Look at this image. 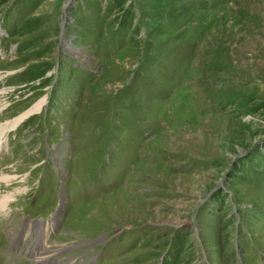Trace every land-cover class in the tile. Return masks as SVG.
I'll list each match as a JSON object with an SVG mask.
<instances>
[{
  "label": "rangeland",
  "instance_id": "1",
  "mask_svg": "<svg viewBox=\"0 0 264 264\" xmlns=\"http://www.w3.org/2000/svg\"><path fill=\"white\" fill-rule=\"evenodd\" d=\"M0 130V264H264V0H0Z\"/></svg>",
  "mask_w": 264,
  "mask_h": 264
},
{
  "label": "bare ground",
  "instance_id": "2",
  "mask_svg": "<svg viewBox=\"0 0 264 264\" xmlns=\"http://www.w3.org/2000/svg\"><path fill=\"white\" fill-rule=\"evenodd\" d=\"M1 131V130H0ZM4 201V199H0V203L1 202H3ZM43 234V230L41 229L40 230V235H42ZM22 235V234H21ZM38 235L39 234H37V237H38ZM15 236V235H14ZM14 241H15V243H17V247H18V249H21V248H25L26 250H27V252H30V253H36V252H38V249H37V251H35L34 252V250H35V248H37L36 246L35 247H33V246H31L29 249H27L28 247V245H29V243H27V244H25V245H22L21 244V240H19V238L18 239H16V236H15V239H14ZM39 241V238L37 239V242ZM36 245H37V243H36ZM39 253H42V252H39ZM37 256H38V253L36 254ZM46 255V254H45ZM37 261L39 262V264H44L46 261L44 260L43 261V257H41V256H39V258H37ZM43 261V262H42Z\"/></svg>",
  "mask_w": 264,
  "mask_h": 264
}]
</instances>
